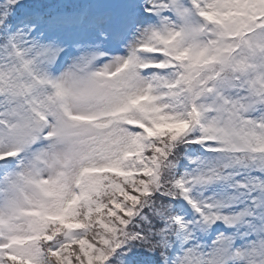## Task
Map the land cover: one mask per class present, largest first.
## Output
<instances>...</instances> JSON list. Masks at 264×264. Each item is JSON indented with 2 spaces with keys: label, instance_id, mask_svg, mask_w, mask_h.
Instances as JSON below:
<instances>
[{
  "label": "snow or ice",
  "instance_id": "obj_1",
  "mask_svg": "<svg viewBox=\"0 0 264 264\" xmlns=\"http://www.w3.org/2000/svg\"><path fill=\"white\" fill-rule=\"evenodd\" d=\"M0 264H264V0H0Z\"/></svg>",
  "mask_w": 264,
  "mask_h": 264
}]
</instances>
